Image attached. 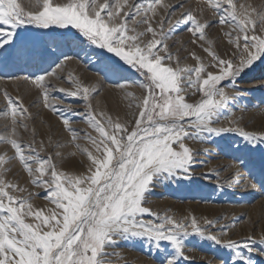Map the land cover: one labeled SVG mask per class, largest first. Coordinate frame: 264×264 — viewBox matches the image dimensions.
<instances>
[{"label":"snow or ice","instance_id":"obj_1","mask_svg":"<svg viewBox=\"0 0 264 264\" xmlns=\"http://www.w3.org/2000/svg\"><path fill=\"white\" fill-rule=\"evenodd\" d=\"M177 7L182 9L179 15ZM206 7L218 16L220 25L230 29L224 33L229 47L223 55L207 37L209 21L203 19V6L198 16L184 9L182 2L174 5L171 0H0V61L13 52L18 58L32 54L25 33L42 38L61 30L56 34L71 35L80 44L113 54L116 59L110 71L131 70L139 77L115 85L125 90V117L93 105L98 82L88 84L69 73L70 87L51 83L62 80L66 63L78 57L66 53L57 57L55 51L45 50L53 57L48 69L12 78L42 97L43 108L58 117L69 144L86 157L87 164L80 172L62 170L54 159H62V152L42 156L45 144L41 140L37 148L34 129L31 141L25 142L22 132H29L33 116L22 97L4 91L0 264H113L111 257L118 254L109 249L132 239L157 251L171 248L161 264H180L181 259L189 260L185 240L193 235L227 249L232 264H256L244 250L264 257V236L257 248L251 236L231 238L229 226L219 219L177 218L145 206L157 184L193 179L199 151L190 141L204 144L212 137L237 133L253 149L264 145V132L234 127L235 120H228L227 127L216 126L230 105L244 96L237 82L264 63V0L259 4L207 0ZM182 20L194 37L192 43L199 41L206 54L189 52L194 64L182 65L167 43ZM133 86L141 90L140 96L126 91ZM259 86L264 87V79ZM57 91L82 103L84 112L53 95ZM61 104L63 108L58 107ZM70 116H81L90 131L78 135ZM48 143L52 148L64 147L51 137ZM15 163L33 187L44 190L51 207L35 208L31 200L38 193L6 178ZM234 167L229 186L244 179L245 188L257 187L250 176H241L239 166Z\"/></svg>","mask_w":264,"mask_h":264},{"label":"rangeland","instance_id":"obj_2","mask_svg":"<svg viewBox=\"0 0 264 264\" xmlns=\"http://www.w3.org/2000/svg\"><path fill=\"white\" fill-rule=\"evenodd\" d=\"M24 2L27 3V0ZM181 2L184 9L193 10L198 16L199 9L204 7L203 19L209 21V27L206 29L207 37L214 41V48L223 55L229 47L224 33L230 29L218 23V16H213L206 7L207 0H171L174 5ZM239 2L259 4L261 0H239ZM181 11L182 9L175 8L176 15H179ZM172 18L175 19L176 16ZM187 26L186 21L182 20L167 41L170 51L181 58L182 65L195 63L189 55L191 51H195L200 56L206 55L200 48L199 41L197 44L192 43L194 37L187 31ZM59 31L61 30H56V33ZM56 33L42 38H33L30 33H25L28 39L27 47L32 50V54L18 58L13 52L12 55L5 56L0 61V110L4 107V91L13 98L22 97L24 105L29 108L33 116V120L29 122V132H22V139L25 142L31 141L34 129L37 148L41 140L45 144V152L41 153L42 156L46 157L49 152L54 156L55 151L59 150L63 158L54 156L58 167L68 172H80L87 164V159L69 144V134L63 130L58 117L43 108L42 97L35 90H31L26 83L17 82L12 78L26 74H42L38 69H48L53 57L45 55V50L55 51L57 57L60 53L78 57L66 63L61 73L62 80L53 79L51 83L57 88L70 87L67 79L69 73L88 84L98 82L99 91L94 94L93 105L96 106L98 103L100 109L113 116L119 113L121 117H125L128 112V101L124 99L125 90L115 85L125 81H138L139 77L131 70L110 71L111 61L116 59L113 54L106 51L101 53V50L89 46L86 42L80 44L71 35L62 37ZM97 53H101V56L98 57ZM262 79H264V63H258L256 68L247 72L244 78L237 82L238 87L244 90V96L238 103L230 105L216 126L227 127L228 120H235L234 127L239 126L246 131L256 133L264 132V87L259 86V81ZM126 91H131L136 96L142 94L141 90L135 86ZM53 95L62 98L66 103H72L77 112H84L82 103L74 102L72 98L58 91ZM63 106L61 104L58 107L63 108ZM69 118L72 120V127L81 137L85 132L90 131L81 116ZM3 124L4 121L0 119V133L3 132ZM49 137L53 142H59L64 147L60 149L49 147ZM79 143L83 145L84 140L81 139ZM189 144L199 151L195 157L193 179L157 184L148 198L149 203L145 206L160 215L167 214L177 218L195 215L201 222L203 218L219 219L220 224L229 226L231 238L244 239L251 236L257 241L255 246L261 247L259 240L264 236V187H262L264 185V145L253 149L237 133L212 137L204 144L191 141ZM203 148H208L209 151L204 153ZM4 150L5 146L0 144V153ZM73 152L77 154L72 155ZM234 166H239L242 177L250 176L257 187L245 188L244 179L229 186L227 181L233 177L236 170ZM10 167L11 172L7 175V179L18 182L33 193H38L31 200L35 208L51 207L44 199V190L30 184L29 178L18 163ZM16 195L26 194L16 193ZM148 218L150 217H145V219ZM109 251L118 254L111 257L113 264H161V260L171 251V248L157 251L144 242L132 239L119 241L117 246ZM244 254L251 255L256 264H264V257L257 253H248L244 250ZM185 255L189 257V260L181 259L180 264H209V261L211 264H232L231 253L227 249L196 235L186 238Z\"/></svg>","mask_w":264,"mask_h":264}]
</instances>
